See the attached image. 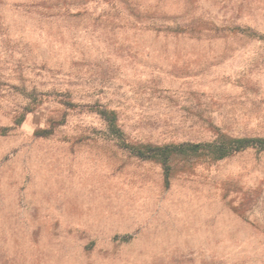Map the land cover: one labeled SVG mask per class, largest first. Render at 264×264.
<instances>
[{"label": "rangeland", "instance_id": "rangeland-1", "mask_svg": "<svg viewBox=\"0 0 264 264\" xmlns=\"http://www.w3.org/2000/svg\"><path fill=\"white\" fill-rule=\"evenodd\" d=\"M263 34L264 0H0V264H51L55 235L264 264V151L176 154L166 186L97 111L133 142L264 137Z\"/></svg>", "mask_w": 264, "mask_h": 264}, {"label": "trees", "instance_id": "trees-1", "mask_svg": "<svg viewBox=\"0 0 264 264\" xmlns=\"http://www.w3.org/2000/svg\"><path fill=\"white\" fill-rule=\"evenodd\" d=\"M249 35L257 36L250 28H246ZM264 39V34L259 36ZM64 105H71L64 102ZM34 107H26L15 119L13 126H18L24 120L25 115L32 111ZM98 113L106 119L109 125L110 133L118 141L121 147L126 148L130 154L141 159L157 160L162 168L164 184H169L171 173V158L176 154L181 155H203L218 160L226 156L232 155L246 148H255L258 151H264V137L262 136H240L228 138L224 134H219L218 139L204 142L182 141L179 143H164L151 144L149 142H133L127 140L120 125L117 123V118L114 110L99 109ZM54 124V120L51 121ZM10 126H0V134H5ZM50 133V129L36 130V135H46ZM124 239L128 236H124Z\"/></svg>", "mask_w": 264, "mask_h": 264}, {"label": "crops", "instance_id": "crops-1", "mask_svg": "<svg viewBox=\"0 0 264 264\" xmlns=\"http://www.w3.org/2000/svg\"><path fill=\"white\" fill-rule=\"evenodd\" d=\"M47 239L50 240L43 242L49 243L46 248L54 260L51 264H156L150 261L149 251L135 249L133 243L115 248L96 242L89 249L85 238L79 235H55ZM37 247L42 248L40 245ZM158 254L161 255L159 258L164 255L163 252Z\"/></svg>", "mask_w": 264, "mask_h": 264}]
</instances>
